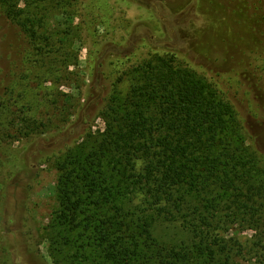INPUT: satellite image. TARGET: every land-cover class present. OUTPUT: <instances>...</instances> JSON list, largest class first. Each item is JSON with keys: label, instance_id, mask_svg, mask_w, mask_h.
<instances>
[{"label": "rangeland", "instance_id": "1", "mask_svg": "<svg viewBox=\"0 0 264 264\" xmlns=\"http://www.w3.org/2000/svg\"><path fill=\"white\" fill-rule=\"evenodd\" d=\"M29 14L43 16L34 37L0 5V264L99 263L86 236L62 244L58 163L105 132L108 104L126 109L135 89L137 101L149 100L160 62L212 85L245 145L264 158V0H43ZM140 192L128 205L140 207ZM183 213H146L153 264L160 248L195 241ZM224 221L211 234L238 238L228 245L234 264H259L264 235Z\"/></svg>", "mask_w": 264, "mask_h": 264}, {"label": "trees", "instance_id": "2", "mask_svg": "<svg viewBox=\"0 0 264 264\" xmlns=\"http://www.w3.org/2000/svg\"><path fill=\"white\" fill-rule=\"evenodd\" d=\"M41 1L0 0V5L34 37L43 16H31L29 8ZM160 64L145 89L149 100L137 101L135 89L126 109L108 104L102 113L105 132L86 136L94 139L90 145H77L81 151L70 149L58 163L55 220L66 232L62 244H79L86 236L103 254L98 264H153L148 250L156 244L146 213L185 210L188 216L180 215L195 241L160 248L157 264H206L209 257L217 262L222 256L224 264H234L228 245L238 238L211 231L217 226L222 233L221 222L233 216L238 225L264 235V158L245 145L231 105L212 85L187 68ZM138 190L139 208L128 205ZM263 242L255 243L261 248L255 252L259 264H264Z\"/></svg>", "mask_w": 264, "mask_h": 264}]
</instances>
